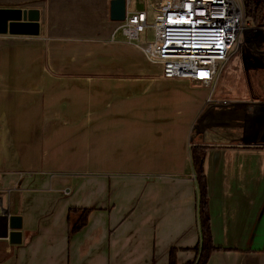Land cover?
Returning a JSON list of instances; mask_svg holds the SVG:
<instances>
[{
    "label": "crops",
    "instance_id": "0c3cea01",
    "mask_svg": "<svg viewBox=\"0 0 264 264\" xmlns=\"http://www.w3.org/2000/svg\"><path fill=\"white\" fill-rule=\"evenodd\" d=\"M136 2L148 23L155 0ZM0 8L40 12L38 37L0 35V207L21 220L11 244L0 219V264H168L172 248L177 264L194 261L192 146L206 147L220 249L206 264H264V125L248 101L164 78L139 48L146 37L128 43L110 20V0ZM70 209H91L73 234Z\"/></svg>",
    "mask_w": 264,
    "mask_h": 264
},
{
    "label": "built area",
    "instance_id": "2783aa9c",
    "mask_svg": "<svg viewBox=\"0 0 264 264\" xmlns=\"http://www.w3.org/2000/svg\"><path fill=\"white\" fill-rule=\"evenodd\" d=\"M124 1L119 31L135 43L145 30H153V41L139 48L166 79L209 86L234 45L250 66L264 68V25L246 19L243 0H155L151 25L144 11L129 10L133 0Z\"/></svg>",
    "mask_w": 264,
    "mask_h": 264
},
{
    "label": "rangeland",
    "instance_id": "374dc122",
    "mask_svg": "<svg viewBox=\"0 0 264 264\" xmlns=\"http://www.w3.org/2000/svg\"><path fill=\"white\" fill-rule=\"evenodd\" d=\"M145 9L141 3H137L133 0L131 10L135 8ZM147 10L150 12V17L148 19V24L153 22L155 12L149 8ZM117 34L116 38L120 37ZM151 43L153 41V30L147 29L144 33L140 34V38L135 43L145 42ZM212 86L215 87L217 94L223 100H239L248 101L246 110H260V102H264V68L256 66H250L245 60H243L239 51H236V45H234L229 51V60L226 63L220 65L217 78H215ZM205 116L202 115L198 123H202ZM261 124L264 123V115L258 120Z\"/></svg>",
    "mask_w": 264,
    "mask_h": 264
},
{
    "label": "trees",
    "instance_id": "16d2710c",
    "mask_svg": "<svg viewBox=\"0 0 264 264\" xmlns=\"http://www.w3.org/2000/svg\"><path fill=\"white\" fill-rule=\"evenodd\" d=\"M246 19L255 26L264 25V3L262 0H243ZM206 147L192 146L190 154L192 164L195 170V179L198 189V223L201 231V239L199 245L194 249L196 257L194 261L186 264H206L211 253L219 251L214 246L211 233V223L208 212V194L207 183L203 174V156ZM91 209H70L68 212L67 223L69 234H73L81 230L87 223V217ZM176 249L169 251L168 264H177Z\"/></svg>",
    "mask_w": 264,
    "mask_h": 264
},
{
    "label": "water",
    "instance_id": "95a60500",
    "mask_svg": "<svg viewBox=\"0 0 264 264\" xmlns=\"http://www.w3.org/2000/svg\"><path fill=\"white\" fill-rule=\"evenodd\" d=\"M264 3V0H262ZM126 8L124 0H110L109 17L111 21L123 22ZM40 34V12L38 9L0 8V35L38 37ZM260 110H250L257 114V120L264 115V102H260ZM247 104L243 105L246 109ZM264 125V123H260ZM259 145H264V132L261 135ZM4 218V238H8L11 244H19L21 233V220L19 217L8 216V211L0 207V219ZM8 229L10 231L8 232Z\"/></svg>",
    "mask_w": 264,
    "mask_h": 264
}]
</instances>
